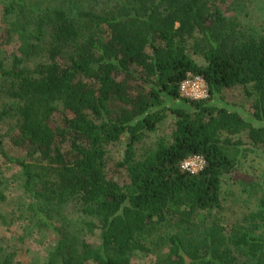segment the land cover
<instances>
[{
  "label": "trees",
  "instance_id": "16d2710c",
  "mask_svg": "<svg viewBox=\"0 0 264 264\" xmlns=\"http://www.w3.org/2000/svg\"><path fill=\"white\" fill-rule=\"evenodd\" d=\"M0 1L2 40L18 47L12 69L0 66L12 105L0 120H13L12 144L27 152L16 162L35 217L60 234L49 264H131L169 218L181 230L162 239V264H264V183L252 186L259 210L229 232L201 220L222 209L224 179L240 162L231 137L247 134L264 149V37L226 31L230 10L264 0ZM194 76L208 99L181 96ZM236 87L252 99L251 120L213 103ZM168 112L172 135L139 157ZM125 136L123 187L109 176L107 147ZM195 155L204 170L183 171ZM74 201L98 242L55 225Z\"/></svg>",
  "mask_w": 264,
  "mask_h": 264
},
{
  "label": "rangeland",
  "instance_id": "374dc122",
  "mask_svg": "<svg viewBox=\"0 0 264 264\" xmlns=\"http://www.w3.org/2000/svg\"><path fill=\"white\" fill-rule=\"evenodd\" d=\"M2 10L3 4L0 1V66L8 71L12 69L18 47L14 42L6 43L2 40L6 27ZM226 16L229 18L226 31L234 30L264 37V2H256L255 6H248L243 12L230 10ZM191 57L199 65L206 64L199 55L191 54ZM36 64L37 62L32 61L27 65L33 68ZM2 82L0 79V113L12 107L7 89L1 87ZM213 103L227 110L240 112L246 119L251 120L252 99L245 95L242 87L223 90L214 97ZM174 121L175 117L168 112L167 118L157 131L145 136L137 149L138 156L152 151L159 139H169L174 129ZM13 131L14 122L10 117L0 120V139L4 150V153L0 150V264H49L60 234L49 224L46 225L45 219L41 221L42 219L35 217L32 211L34 199L25 187L23 170L16 162H27V152L12 144ZM127 141L128 136H125L120 143L107 147L109 176L123 187L128 184V177L124 170H120L118 163L124 159ZM231 141L241 144L242 153L235 172L224 179L222 209L203 213L204 217L201 218L206 225L217 221L225 232H229L234 224L259 210L260 196H254L252 186L264 183V149L254 145L247 134L232 136ZM79 211L80 203L71 202L59 217L60 222L55 225H71L67 229L71 233L79 232L81 240L98 242L93 239L96 236L85 230L86 220ZM157 226L154 238L144 242L148 250L135 252L131 264L163 263L168 246L163 245L162 239L179 233L181 229L177 218H169L167 223Z\"/></svg>",
  "mask_w": 264,
  "mask_h": 264
},
{
  "label": "built area",
  "instance_id": "2783aa9c",
  "mask_svg": "<svg viewBox=\"0 0 264 264\" xmlns=\"http://www.w3.org/2000/svg\"><path fill=\"white\" fill-rule=\"evenodd\" d=\"M180 94L183 98L192 101H203L210 97L209 87L201 76L189 77L182 82ZM206 161L202 156L195 155L182 163V170L188 173L197 174L204 170Z\"/></svg>",
  "mask_w": 264,
  "mask_h": 264
}]
</instances>
